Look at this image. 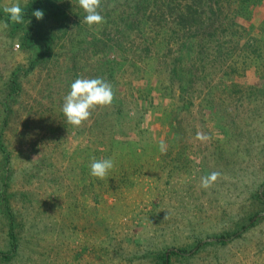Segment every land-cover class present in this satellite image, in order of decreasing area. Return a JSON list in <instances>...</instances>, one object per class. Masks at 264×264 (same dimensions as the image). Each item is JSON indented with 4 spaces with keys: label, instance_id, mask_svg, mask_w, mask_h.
<instances>
[{
    "label": "rangeland",
    "instance_id": "1",
    "mask_svg": "<svg viewBox=\"0 0 264 264\" xmlns=\"http://www.w3.org/2000/svg\"><path fill=\"white\" fill-rule=\"evenodd\" d=\"M30 1L19 0L22 9ZM251 1L237 32L202 43L193 75L174 84L153 55L142 61L130 52L148 46L161 55L167 40L171 49L183 42L152 3L135 17L140 0H102L105 22L90 27L78 0L62 2L72 24L54 57L33 70L37 52L23 31L0 27V114L7 82L19 75L5 126L10 158L0 169L8 197L0 201V264H159L172 249L187 253L170 264H264V0ZM16 2L0 0V25ZM123 21L120 38L112 26ZM112 42L125 53L106 76ZM222 49L228 56L220 59ZM79 77L104 78L114 101L76 128L62 106ZM94 158L114 161L102 180L90 175ZM212 172L219 178L205 189L201 178ZM200 242L207 244L189 253Z\"/></svg>",
    "mask_w": 264,
    "mask_h": 264
},
{
    "label": "trees",
    "instance_id": "2",
    "mask_svg": "<svg viewBox=\"0 0 264 264\" xmlns=\"http://www.w3.org/2000/svg\"><path fill=\"white\" fill-rule=\"evenodd\" d=\"M64 1L66 2L67 0H31L30 3L25 8H23L24 23H9L11 26L23 31L24 44L32 49L34 48L37 52L35 54V59L31 61L29 69L33 70L37 64L46 62L54 57L57 40L60 39V37L65 36V34L68 32L72 23H65L71 20L67 14V11L60 5ZM148 3L153 4L151 13L155 14L157 18H161V20L165 21L166 23L169 19H171L172 24H174L175 31L183 36V42L181 43L180 47L171 49L172 43L167 40L165 44L166 47H164V51L166 53L163 52L161 55L157 49L152 50L148 46L134 49L130 52H132V55L135 58H140L142 61L145 58H150L153 55V58L157 59L154 67L161 69L165 74H167V80L172 81L174 84L177 79L184 81L186 80L187 75H193L195 63L197 62L198 56H200L202 52L197 49L201 48L202 43L208 40L213 42V36L218 37L221 32H231V34H235L237 32V30L234 29L235 27L239 28L236 20L238 17L243 18V12L246 10V7L252 3V1L140 0V2H138L132 8L135 17L144 16L148 9L143 6L147 5ZM254 4L255 3L252 5ZM105 9L106 4L101 2L100 11L104 12ZM35 10H42L44 12L43 19L37 20L32 15ZM7 20L8 17L6 18V21ZM28 21H30V23H28ZM24 24H26V27H23ZM73 24L76 23L73 22ZM125 24L126 23L124 21L121 25L119 22H114L112 26V30L114 32L113 34H115L117 37L123 38V34L126 33V26L123 30L120 29V27H124ZM235 38L237 39L236 41H233L235 46H243L242 37L236 36ZM172 39L175 38L172 37L170 40ZM111 47L113 49H108V53L113 54L112 60H108L104 68V74L106 76H113L117 66L121 65L120 63L122 62L121 59H117V56L121 53H125L123 48L120 47L119 42H112ZM223 50L224 49H222L223 56L219 55L218 57L220 59L228 56L224 55L226 52ZM72 56L73 53L71 54V57ZM208 59V56L204 57L205 62H207ZM213 59L216 60V58ZM147 67L148 66L145 64L144 69L147 70ZM135 69L136 68H134V70L132 69L130 74L133 75V73L139 72V70L136 71ZM164 79L165 77H161V80ZM18 81V71H15L12 73L7 82L4 99L2 101L4 104V109H1L2 113L0 114V169H2L3 172L7 171L5 167L8 164L10 158V152L8 151L10 138L7 134V131H5V126L9 124L12 115L15 113V111L10 107L15 101L14 92L19 89ZM259 196L262 198L264 197L263 194H259ZM0 201H2L3 205L5 202L7 203L8 197L6 194L3 193L0 195ZM8 212L9 215H7V218L9 221V227H12L13 217L10 213V210H8ZM255 217L256 216L249 218L248 226H251L254 223ZM245 227L246 226H244L243 229H245ZM236 235L237 233L233 236ZM13 237V234L10 233V238L13 239ZM216 240L220 244H226L228 239L225 237H218ZM206 244L207 242L198 243L189 253L197 252ZM185 253L187 252L184 250L172 249L170 251H166L160 256L159 264H170V259L172 256H185Z\"/></svg>",
    "mask_w": 264,
    "mask_h": 264
},
{
    "label": "clouds",
    "instance_id": "3",
    "mask_svg": "<svg viewBox=\"0 0 264 264\" xmlns=\"http://www.w3.org/2000/svg\"><path fill=\"white\" fill-rule=\"evenodd\" d=\"M101 2L102 0H78L80 8L85 13L83 23L91 27L105 22V18L100 12ZM3 11L7 15L8 20L0 25V27L7 29L9 23H24V12L19 0L4 7ZM32 15L37 20H41L44 17V12L42 10H35ZM113 101V86L104 78L79 77L71 83L70 92L64 97L62 112L67 124L78 128L89 120L94 109L111 106ZM204 138L202 133H197L196 139L200 140ZM158 147L162 154L167 152L168 145L163 139L159 142ZM113 168L114 161L111 158H94L89 165L90 175L101 180L106 178L109 171ZM219 175L218 172H212L202 177L201 186L205 189L210 188L217 181ZM167 218L166 216L165 219Z\"/></svg>",
    "mask_w": 264,
    "mask_h": 264
}]
</instances>
